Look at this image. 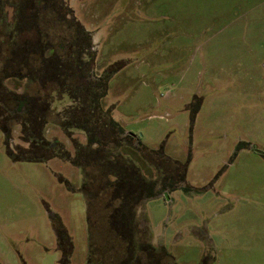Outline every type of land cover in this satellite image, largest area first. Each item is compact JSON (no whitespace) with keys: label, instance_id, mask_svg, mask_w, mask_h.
<instances>
[{"label":"rangeland","instance_id":"374dc122","mask_svg":"<svg viewBox=\"0 0 264 264\" xmlns=\"http://www.w3.org/2000/svg\"><path fill=\"white\" fill-rule=\"evenodd\" d=\"M85 1L98 64L113 67L106 109L162 152L139 161L135 150L141 184L162 189L183 172L186 189L148 199L139 216L150 232L130 243L139 227L108 221L120 207L110 175L128 157L35 163L0 129V264H264V0ZM65 28L13 35L0 22V92L45 103V138L72 149L81 135L65 109L83 101L13 57L27 42L74 37Z\"/></svg>","mask_w":264,"mask_h":264},{"label":"flooded vegetation","instance_id":"af4514ba","mask_svg":"<svg viewBox=\"0 0 264 264\" xmlns=\"http://www.w3.org/2000/svg\"><path fill=\"white\" fill-rule=\"evenodd\" d=\"M85 8V0H0V22L13 35H50L53 23L66 25L67 32L73 31L74 37H65L66 43L64 41L58 45L46 40L42 43H24L22 48L14 49L13 57L15 61L20 58L21 61L30 59L33 64L39 63L34 69V78L57 84L64 92L63 97L66 96L75 103V100L83 101L80 107L65 109L71 115L70 128L81 135L80 140L71 143L72 149L66 146L62 148L61 144L45 138L42 131L46 124L40 117L45 103L32 97L27 98L24 91L15 92L16 95L12 97H8L6 92H0V129L9 141L14 140L15 133L18 134L19 141L23 143V146L18 145L20 153L28 155L30 159L27 160L35 163L48 159L76 160L78 157L84 164L95 161L118 163L119 159L122 163L123 156L128 157L131 162L123 164L127 172L119 169L114 171L116 174L110 175L111 183L115 184L111 187V192L114 199L120 202V207L110 215L112 219L108 221L111 225L123 228L135 225L139 227L137 235L133 233L131 237L127 236L132 243L138 237L146 236L145 232L141 234L140 227L147 229L148 226L139 212L150 199L149 188L144 185L136 188L132 185L133 154L136 150L141 161L146 158L147 152L138 137L120 126L111 111L105 107L108 78L112 75L113 67L105 70L98 64L99 30L96 26L88 28L82 22L81 18L88 17ZM40 18L44 23L47 21L43 29L39 26ZM5 78V83L14 80L10 75ZM8 101L14 106H9ZM113 151H117L118 155L111 154ZM125 182L131 183L130 186H125ZM178 183L174 177H169L162 189L157 187L161 191L157 197H166L181 187L186 189L185 184L178 186ZM84 190L82 187V191ZM61 243H66L65 239Z\"/></svg>","mask_w":264,"mask_h":264},{"label":"trees","instance_id":"16d2710c","mask_svg":"<svg viewBox=\"0 0 264 264\" xmlns=\"http://www.w3.org/2000/svg\"><path fill=\"white\" fill-rule=\"evenodd\" d=\"M145 147V146H144ZM145 149H146V158H144L143 160L144 161H146V160H148V159H150V156L151 157H153V159L154 158H159L160 160H162L163 158V156H162V152H160V151H156V150H149V149H147L146 147H145ZM143 157V156H142ZM30 159V158H29ZM154 161H155V159H154ZM163 161V160H162ZM110 162V161H109ZM143 162V161H142ZM136 169V168H135ZM126 172H124V174H125ZM127 175V174H126ZM176 175V176H175ZM174 176H171V177H174V179H176V180H178V186L179 185H181V184H183L184 182H183V172H180L178 175L177 174H175ZM145 176H143V175H139V172L136 170H134V178H132V180H133V184L132 185H134L136 188L137 187H140V186H143L141 183L144 181V178ZM130 184L131 183H126L125 182V186H130ZM144 186H146V184H144ZM149 188V190H150V199L151 198H154V197H157L158 196V193H160L159 191H157V190H155L156 188H154V187H148ZM155 190V191H154Z\"/></svg>","mask_w":264,"mask_h":264}]
</instances>
